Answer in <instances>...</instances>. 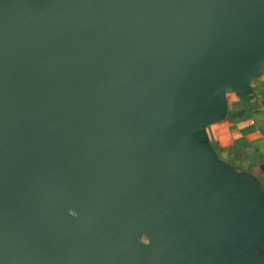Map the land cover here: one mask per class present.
<instances>
[{"label": "water", "instance_id": "1", "mask_svg": "<svg viewBox=\"0 0 264 264\" xmlns=\"http://www.w3.org/2000/svg\"><path fill=\"white\" fill-rule=\"evenodd\" d=\"M264 61V0H0V264H249L262 200H185L217 116Z\"/></svg>", "mask_w": 264, "mask_h": 264}, {"label": "crops", "instance_id": "2", "mask_svg": "<svg viewBox=\"0 0 264 264\" xmlns=\"http://www.w3.org/2000/svg\"><path fill=\"white\" fill-rule=\"evenodd\" d=\"M243 91L226 82L213 85L220 112L200 120L180 123L181 140L202 150L208 165L193 177L185 200L196 207L214 188L236 186L253 199L262 200V222L239 238V255L249 264H264V61L258 71L245 73Z\"/></svg>", "mask_w": 264, "mask_h": 264}]
</instances>
